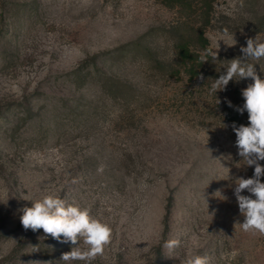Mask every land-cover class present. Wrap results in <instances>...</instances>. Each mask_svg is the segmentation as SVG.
Listing matches in <instances>:
<instances>
[{
	"label": "rangeland",
	"instance_id": "obj_1",
	"mask_svg": "<svg viewBox=\"0 0 264 264\" xmlns=\"http://www.w3.org/2000/svg\"><path fill=\"white\" fill-rule=\"evenodd\" d=\"M256 36L264 40V0H215L208 13L198 0L190 10L163 0H0V264H62L74 247L20 222V210L48 194L111 225L92 264L192 255L264 264V235L237 224L234 181L254 166H243L224 112L252 81L211 92ZM218 44V60L203 63ZM249 62L264 78V59ZM170 239L181 244L169 254Z\"/></svg>",
	"mask_w": 264,
	"mask_h": 264
},
{
	"label": "clouds",
	"instance_id": "obj_2",
	"mask_svg": "<svg viewBox=\"0 0 264 264\" xmlns=\"http://www.w3.org/2000/svg\"><path fill=\"white\" fill-rule=\"evenodd\" d=\"M225 32L227 34V30ZM232 40L230 46L237 43L234 35ZM240 52L243 55L230 60L226 71L211 84V92L216 94L226 90L230 81H252L242 89L243 106L236 108L241 114L245 111L248 113L249 123L247 126L241 124L238 127L233 123L232 128L236 136L238 155L244 162L243 166H254V174L251 178H236L234 194L239 211L244 217L243 223L237 224L244 232L264 235V182H261L264 166L260 163L264 161V78L258 74L256 64L249 62L264 59V40L259 36L248 38L246 47L242 46ZM218 53L219 44L215 49L208 48L200 56V60L203 63L208 62L209 56L213 61L218 60ZM260 72L264 73L261 70ZM200 78L203 79L202 76ZM216 102L219 104L220 100L216 98ZM228 106H233L231 101H228ZM245 191L249 195H243ZM216 193L221 196L220 191ZM20 211V222L25 230L36 232L42 229L45 238L50 236L61 243L70 242L74 245L70 251L62 254V264H72L74 261L92 264L98 256L104 255L106 248L111 244L113 229L110 224L94 218L89 208H82L79 204L70 203L57 195H44L31 201V207H23ZM180 244L179 239H170L163 247L170 254ZM34 249V252L39 251L36 247ZM30 264L41 262L33 261ZM183 264H212V261L207 255H192L186 258Z\"/></svg>",
	"mask_w": 264,
	"mask_h": 264
},
{
	"label": "trees",
	"instance_id": "obj_3",
	"mask_svg": "<svg viewBox=\"0 0 264 264\" xmlns=\"http://www.w3.org/2000/svg\"><path fill=\"white\" fill-rule=\"evenodd\" d=\"M205 11L207 13L212 10L213 5L215 3V0H198ZM195 2V0H163V3L166 7L171 8V9H181V10H190L192 9V4ZM198 40L200 43H204V45H207V40L203 38V33H199ZM113 57V56H112ZM111 57V58H112ZM180 57L183 59V61L186 62V65L188 62L189 63V72L192 75H195V56H193V53L190 51V48L186 45V43H181V48H180ZM83 68H80L78 71L74 73L73 78L74 79H79L78 77L81 76L79 72L82 71ZM77 74V75H76ZM231 104L233 105L232 107L228 106V103L224 107V112L226 114V119L229 122V124L235 123L236 126H240L241 124L247 126L249 121H248V113L245 111L243 114L239 113L236 108L242 107L244 104V99L242 96V91L240 89H234L233 90V97L231 100ZM13 109L12 107H9L6 109L7 112H11ZM26 117L29 115V111L25 112ZM171 202L168 203L167 205V220L168 217L171 213Z\"/></svg>",
	"mask_w": 264,
	"mask_h": 264
}]
</instances>
